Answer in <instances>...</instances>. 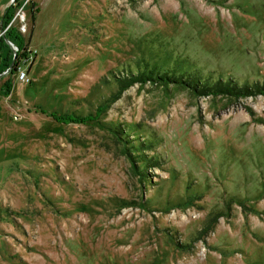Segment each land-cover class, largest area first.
<instances>
[{"label":"rangeland","instance_id":"rangeland-1","mask_svg":"<svg viewBox=\"0 0 264 264\" xmlns=\"http://www.w3.org/2000/svg\"><path fill=\"white\" fill-rule=\"evenodd\" d=\"M0 264H264V0H0Z\"/></svg>","mask_w":264,"mask_h":264},{"label":"trees","instance_id":"trees-1","mask_svg":"<svg viewBox=\"0 0 264 264\" xmlns=\"http://www.w3.org/2000/svg\"><path fill=\"white\" fill-rule=\"evenodd\" d=\"M9 12V8H7L6 9V13H5V20L6 19H8V21L7 22H10L11 21V17H7V13ZM8 24V23H7ZM13 32V31H12ZM12 32H8L7 31V33H8V38L9 39H5L8 43H10L11 45H12V43L15 45V47L16 48H18L19 49V47L21 48V45H23V39H21V38H19V37H14L13 36V34H12ZM2 41V40H1ZM23 49V48H22ZM24 53H22V57L23 56H25V55H23ZM24 58V57H23ZM22 58V59H23ZM17 63H19V61L17 62V61H13L12 62V67H11V70L12 71H15L16 69H17ZM4 66V65H3ZM5 68H9V66H4ZM167 78V77H166ZM138 79V80H137ZM143 80H145L144 79V76H142V75H139L138 77H137V75H135V76H133V78L132 79H130V81H129V83L131 84V83H134V82H136V81H138V82H143ZM168 80V79H167ZM163 81V80H162ZM174 83H176V84H181L178 80H174ZM189 87H191L192 89H197L195 86H192V85H189ZM204 89V90H203ZM246 89H247V87L245 86V87H237V86H230V85H228V84H221V82H218V83H216L214 86H210V87H203V88H200V90L199 89H197L198 91H202L200 94H202V95H209V94H211V95H238L239 93H240V96H243L244 95V93L246 92ZM4 91L8 94V93H10V83L9 82H7L6 84H5V89H4ZM60 118H62V117H60ZM64 118V120L65 121H69V122H85L87 119H83V118H77V119H75L74 118V116H72L71 114H69V115H66L65 117H63ZM62 118V119H63ZM59 119V118H58ZM57 119V120H58ZM60 121V120H59ZM61 122H63V121H61Z\"/></svg>","mask_w":264,"mask_h":264},{"label":"built area","instance_id":"built-area-1","mask_svg":"<svg viewBox=\"0 0 264 264\" xmlns=\"http://www.w3.org/2000/svg\"><path fill=\"white\" fill-rule=\"evenodd\" d=\"M17 71H20V68H19V67H18V70H17ZM19 73H20V77H19V78H20L21 80H23V79H24V80H25V79L27 80V77H26L25 72L20 71Z\"/></svg>","mask_w":264,"mask_h":264}]
</instances>
